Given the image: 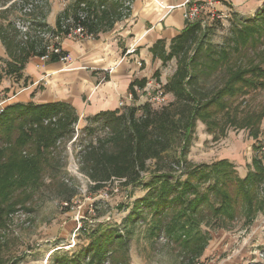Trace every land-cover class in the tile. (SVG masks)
I'll use <instances>...</instances> for the list:
<instances>
[{
	"label": "trees",
	"instance_id": "obj_1",
	"mask_svg": "<svg viewBox=\"0 0 264 264\" xmlns=\"http://www.w3.org/2000/svg\"><path fill=\"white\" fill-rule=\"evenodd\" d=\"M49 13L50 9L40 11L36 5L33 12L25 14L31 22L26 33L14 22L0 24V39L8 56L5 66L0 67V85L5 76L21 78L30 58L48 55L47 61H60L67 57L62 48L59 53H48V41L36 33L38 29L62 32L66 37L72 24L80 23L86 34L98 38L130 15L123 11V0H74L57 15L54 27L47 22ZM245 19L223 47L209 44L208 28L198 21L187 23L169 47L163 39L151 47L163 67L174 59L177 62L174 74L163 85L165 93L174 97L169 105L160 110L149 103L128 105L87 118L90 127L106 130L79 151L81 170L93 189L100 190L114 179L138 186L149 170L148 162L155 161V167L145 184L148 191L134 201L123 219L127 236L118 227L98 223L91 229L90 244L59 263L84 264L90 259L89 264H129L128 235L132 230L128 228L151 213L152 232L166 231L177 243H183L185 258L195 264L209 245L212 232L230 230L238 220L250 226L264 210V166L258 156L253 157L244 177L228 159L199 165L186 160L199 120L214 138H219L218 131L225 135L227 126L233 125L259 139L264 109L244 111L239 100L253 89L264 88V57L257 63L252 56L264 37V4L254 17ZM160 77V70L155 71L153 78L158 82ZM213 78L216 83L208 89L207 82ZM147 84L146 78L130 84L135 101L139 99L135 86L145 88ZM54 116L56 121L45 123ZM78 121L75 108L65 102L4 107L0 112V218L14 208L17 194L40 188L46 165L52 156H58V141L65 136L73 138ZM175 145L178 155L171 158L168 152ZM178 166L182 169L176 174Z\"/></svg>",
	"mask_w": 264,
	"mask_h": 264
},
{
	"label": "rangeland",
	"instance_id": "obj_2",
	"mask_svg": "<svg viewBox=\"0 0 264 264\" xmlns=\"http://www.w3.org/2000/svg\"><path fill=\"white\" fill-rule=\"evenodd\" d=\"M22 1L0 0V24L7 25L11 21L17 25L28 19ZM73 2L74 0H43L38 6L40 11L50 9V12L52 10L57 16ZM51 18L48 17L47 22ZM246 20L235 18L229 13L227 18L203 26L208 28L209 44L216 48L226 46L231 42L239 25ZM252 54L254 61L261 63V58L264 57V37ZM0 60V67H4L5 58L0 57ZM176 67L175 59L162 67L167 81L174 74ZM158 82L163 88L161 78ZM215 83L214 78L209 80L208 89ZM156 87L157 80L153 79L149 91L153 92ZM173 100L174 97L168 94L165 106ZM239 102L244 111L263 110L264 88L251 90ZM145 103H149L147 96L132 101L130 106ZM151 106L154 110L165 107ZM74 129L73 138L67 139L65 136L58 141V156H52L50 163L46 165L40 188L27 194H17L14 208L2 214L0 264H62L58 262L59 259H72L90 244L91 229L98 223L118 227L121 234L127 236L122 224L123 219L130 212L134 201L148 191L145 184L154 170L155 161L148 162L149 170L143 173V181L138 186H128L114 180L104 188L95 190L81 170L79 151L97 135L103 136L106 130L95 128V125L90 127L88 120L85 123L78 121ZM217 134L219 138H214V135L207 131L206 125L201 120L197 121L186 160L192 165H199L228 159L234 163L241 177L246 176L254 156H258L264 166V118L258 140L249 134V130L238 129L233 125L227 126L225 135H222L221 131ZM75 135L78 136L77 139H74ZM178 151V145H175L168 155L174 158ZM181 169L178 166L176 174H179ZM70 189L75 191L74 195ZM153 225L152 214L148 213L143 220L128 228L132 230L128 235L129 264H192L185 258L184 244L177 243L166 231L153 233ZM205 229L203 227V230ZM219 232L222 233L221 236ZM89 263L90 259H87L84 264ZM198 263L264 264V210L250 226H246L243 220H238L230 230L212 232L209 245L195 264Z\"/></svg>",
	"mask_w": 264,
	"mask_h": 264
},
{
	"label": "crops",
	"instance_id": "obj_3",
	"mask_svg": "<svg viewBox=\"0 0 264 264\" xmlns=\"http://www.w3.org/2000/svg\"><path fill=\"white\" fill-rule=\"evenodd\" d=\"M186 1L133 0L130 16L98 38H64L61 48L67 53V61L33 57L26 63L21 78H3L0 85V100L5 99L3 107L13 103L65 102L75 108L79 121L85 123L88 117L101 111L121 109V101L130 105L129 87L135 79L146 78L149 89L155 71L160 70L161 83L166 84L162 61L154 58L150 49L160 39L169 47L172 39L185 29ZM220 3L231 14L252 18L264 0ZM48 17L51 18L48 23L54 27L57 16L51 10ZM130 47L137 48L134 54L127 53ZM0 57L8 58L1 39Z\"/></svg>",
	"mask_w": 264,
	"mask_h": 264
},
{
	"label": "built area",
	"instance_id": "obj_4",
	"mask_svg": "<svg viewBox=\"0 0 264 264\" xmlns=\"http://www.w3.org/2000/svg\"><path fill=\"white\" fill-rule=\"evenodd\" d=\"M42 1L43 0H29L28 2L22 1V3H24L25 14H30L31 12H33L35 6L38 4H41ZM82 6L84 7L85 5L83 4ZM132 6H133V0H123V11L125 14L128 12H130L131 14ZM183 7H184V18L188 23L198 21L203 26H206L207 24H212V22L214 21H219L221 19L227 18L230 13L221 7V3L219 0H187L183 4ZM79 16L83 19L85 17L84 12L81 11ZM128 17H125V19ZM30 24H31L30 20L27 19L26 21H23L22 24H17V26L23 32L26 33L29 31ZM73 24L70 27V32L66 37H64L62 32H58V31L47 32L44 30H39V29L37 30L36 33L42 36L43 38H45L46 41H48V45H47L48 53L50 52L59 53L61 50V42L64 38L70 37L74 39H84L86 37H92V35L86 34L84 27L80 23H77L75 25ZM56 45H59V46H56ZM136 50L137 48L130 47L127 50V53L134 54ZM42 59L47 60L48 55L42 57ZM67 59L68 57H62L61 61H67ZM137 62L140 65V60H137ZM134 90L139 95V97L147 96V102H149L150 105L162 107L167 104L168 94L165 93L164 89L160 87V85H158L153 92H150L147 87L139 88L138 86H135ZM129 98L131 101H135L132 93H130ZM4 103H5V99H1L0 100V112L4 109L3 107ZM124 106H125V103L121 101L119 103V107L122 108ZM56 119L57 117L54 116L51 119L50 118L47 119L45 123H49L50 121H56ZM77 137L78 136L75 135L74 139H77ZM262 142L264 146V139L262 140ZM90 183L93 184L91 181Z\"/></svg>",
	"mask_w": 264,
	"mask_h": 264
}]
</instances>
